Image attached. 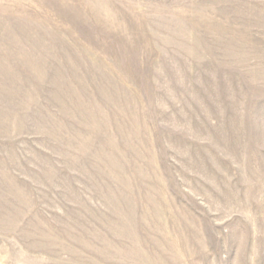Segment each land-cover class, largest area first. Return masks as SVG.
I'll return each mask as SVG.
<instances>
[{
    "label": "rangeland",
    "instance_id": "obj_1",
    "mask_svg": "<svg viewBox=\"0 0 264 264\" xmlns=\"http://www.w3.org/2000/svg\"><path fill=\"white\" fill-rule=\"evenodd\" d=\"M0 264H264V0H0Z\"/></svg>",
    "mask_w": 264,
    "mask_h": 264
}]
</instances>
